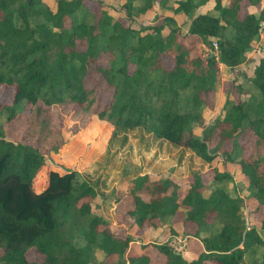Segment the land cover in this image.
<instances>
[{"label": "trees", "instance_id": "1", "mask_svg": "<svg viewBox=\"0 0 264 264\" xmlns=\"http://www.w3.org/2000/svg\"><path fill=\"white\" fill-rule=\"evenodd\" d=\"M54 1L53 9L46 0H0V84L14 87L12 100L0 102V116L9 122L24 102L38 100L93 109L95 89L84 78L89 64L105 54L107 65L96 69L112 93L93 111L113 125L112 136L136 128L188 148L208 163L221 155L247 178L254 210L264 207V56L249 78L248 97L228 98L221 116L208 124L202 113L204 93L218 78V63L238 65L258 38L264 0H213L214 12L199 13L196 9L208 0L123 2L127 17L156 3L185 14L187 33L211 49L206 56L191 54L195 44L180 40L171 15L136 29L105 8L92 11L87 0ZM243 2L262 5L261 10L241 14ZM195 125L201 126L200 133ZM246 129L255 136L248 153L239 141ZM44 160L37 146L7 139L0 122V264H91L96 248L116 256L100 264H154L147 245L158 258L155 264H242L246 257L250 264H264V217L258 226L246 224L243 197L227 187L233 176L225 170L212 166L207 181L201 170H193L182 196L172 178L151 180L148 173L135 172L128 186L132 205L123 214L137 230L165 224L174 234L172 223L181 211L185 245L192 236L201 249L188 259L169 241L147 242L140 244L142 252L126 257L131 234L115 233L108 219L91 211L90 200L99 191L77 170L50 169L46 184L34 189L33 178ZM30 249L42 259H29Z\"/></svg>", "mask_w": 264, "mask_h": 264}, {"label": "rangeland", "instance_id": "2", "mask_svg": "<svg viewBox=\"0 0 264 264\" xmlns=\"http://www.w3.org/2000/svg\"><path fill=\"white\" fill-rule=\"evenodd\" d=\"M54 9L55 1L46 0ZM125 0H87L88 6L94 12L105 8L115 18L122 19L136 29L141 26L159 24L163 16L171 15L175 24L180 27L179 38L188 45L194 43L192 55L206 56L211 49L207 44L202 43L199 37L189 35L187 26L189 17L180 12L175 13L171 7H162L154 4L151 9L144 13L127 17L123 2ZM227 2L226 0H223ZM245 2V1H244ZM242 3L241 14L245 12L258 13L262 5L253 6ZM170 4L176 5L173 1ZM213 0H208L200 5L195 13L214 12ZM264 8V5L263 7ZM168 25H165L163 33L168 32ZM215 51V50H214ZM261 56H264V21L261 23L259 36L248 50L244 61L236 66L228 67L218 63V78L212 90L204 93V106L202 113L204 123L212 122L223 113L228 98L237 101L248 97L251 87L249 78L254 75V66ZM165 58V56H164ZM108 58L101 54L99 58L89 64L88 73L84 83L88 88L93 87L97 96L93 109L101 108L110 98L111 86H108L103 75L96 69L97 65H107ZM168 65L171 61L166 58ZM14 87L0 84V102H10L13 98ZM24 109L11 120H5V114L0 116L2 128L5 130L7 139L22 141L37 146L45 156L44 164L37 171L33 178V187L40 190L47 182V175L50 169H58L60 172L74 169L91 183L95 184L99 191L91 200V211L108 219L113 231L120 235L131 234L132 240L125 251V256L140 253L141 243L147 242H171L177 250L184 252L186 237L182 235L183 224L174 223L175 233H168L167 225L157 229L144 227L138 229L132 218L123 214L132 205V195L129 189V178L137 171L148 173L151 180L170 177L175 180L180 188L182 196L188 186L187 180L191 179L193 170H201L204 180L212 176V166L219 170H225L232 174L233 179L225 182L232 192L243 197L242 214L247 225L260 224L264 217V207L255 211V204L248 195L246 189L247 178L238 172L237 164L226 162L223 156L217 155L210 163L203 161L190 149L175 146L162 138H153L149 133L141 129H121L112 136L114 127L105 120L99 118L93 109L84 110L75 103H54L45 104L38 100L33 105L24 102ZM22 105V106H23ZM194 130L198 133L202 128L195 125ZM217 137V136H215ZM255 136L246 129L239 135V141L243 144L244 150L248 153ZM217 138H214L215 142ZM229 140L223 143L228 146ZM209 190H205L207 194ZM177 221L182 219L181 211L176 213ZM188 238V237H187ZM198 249V248H197ZM196 249V250H197ZM145 251L152 254V262L158 261L150 245ZM1 252V250H0ZM95 257L91 264H100L114 259L115 255H106L101 249H95ZM186 257L191 258L192 254L184 252ZM29 259H42L34 249L26 253ZM245 258L242 264H250Z\"/></svg>", "mask_w": 264, "mask_h": 264}, {"label": "crops", "instance_id": "3", "mask_svg": "<svg viewBox=\"0 0 264 264\" xmlns=\"http://www.w3.org/2000/svg\"><path fill=\"white\" fill-rule=\"evenodd\" d=\"M221 65H225V64H223V63H221ZM226 66V65H225ZM176 222H179L180 223V220H174L173 221V223H172V226H174V223H176ZM159 227H161V226H158V227H156V230H155V232L157 231V229L159 228ZM188 239H189V243H188V245L186 246V245H184V252H187L188 254L190 253V254H192V257L191 258H193V257H195L196 255H197V253L200 251V249H201V242H200V240L199 239H197L196 237H192V236H189L188 237ZM198 248V249H197ZM197 249V250H196ZM183 252V251H182ZM184 252H183V255L185 256V254H184ZM136 254V253H135ZM152 255V254H151ZM186 257V256H185ZM186 258H188V259H191V258H189V257H186Z\"/></svg>", "mask_w": 264, "mask_h": 264}, {"label": "built area", "instance_id": "4", "mask_svg": "<svg viewBox=\"0 0 264 264\" xmlns=\"http://www.w3.org/2000/svg\"><path fill=\"white\" fill-rule=\"evenodd\" d=\"M214 43V45L216 44L215 42H213Z\"/></svg>", "mask_w": 264, "mask_h": 264}]
</instances>
